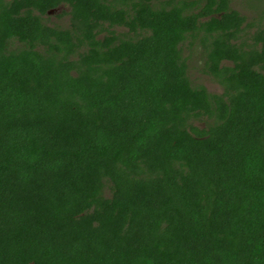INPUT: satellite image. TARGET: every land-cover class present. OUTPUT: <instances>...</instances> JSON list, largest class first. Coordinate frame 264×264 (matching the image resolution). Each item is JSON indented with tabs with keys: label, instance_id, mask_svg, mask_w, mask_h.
<instances>
[{
	"label": "trees",
	"instance_id": "trees-1",
	"mask_svg": "<svg viewBox=\"0 0 264 264\" xmlns=\"http://www.w3.org/2000/svg\"><path fill=\"white\" fill-rule=\"evenodd\" d=\"M234 1L0 0V264H264V0Z\"/></svg>",
	"mask_w": 264,
	"mask_h": 264
},
{
	"label": "rangeland",
	"instance_id": "rangeland-1",
	"mask_svg": "<svg viewBox=\"0 0 264 264\" xmlns=\"http://www.w3.org/2000/svg\"><path fill=\"white\" fill-rule=\"evenodd\" d=\"M246 2H247L246 0H243L242 3H241V0H235L233 4L235 5V7L239 8L240 10H242L244 13H247L248 15L255 14V10L251 7L252 5L250 3L248 4ZM52 20L53 21L58 20V22H60L61 24H64V25H66L68 23L67 17H62L61 19H59V18H57V16L54 13H52ZM197 60H198V56L196 57V60H194V61L196 62ZM192 65H195V64L192 63ZM194 75L196 76V73H194ZM197 79L201 80L202 82H205L211 91H218L219 90V86L215 82L210 80L209 78H204L201 76L200 78H197Z\"/></svg>",
	"mask_w": 264,
	"mask_h": 264
}]
</instances>
